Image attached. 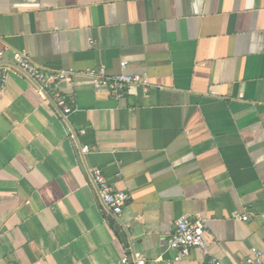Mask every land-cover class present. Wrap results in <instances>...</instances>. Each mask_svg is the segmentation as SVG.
<instances>
[{
	"label": "crops",
	"instance_id": "crops-1",
	"mask_svg": "<svg viewBox=\"0 0 264 264\" xmlns=\"http://www.w3.org/2000/svg\"><path fill=\"white\" fill-rule=\"evenodd\" d=\"M0 49L76 72L61 88L67 122L8 75L0 264H122L133 249L164 264L180 216L202 217L208 253L176 264H243L262 249L264 0H0ZM122 60L147 74V96L132 86L115 98L84 74ZM90 167L129 193L118 217L100 211Z\"/></svg>",
	"mask_w": 264,
	"mask_h": 264
},
{
	"label": "built area",
	"instance_id": "built-area-1",
	"mask_svg": "<svg viewBox=\"0 0 264 264\" xmlns=\"http://www.w3.org/2000/svg\"><path fill=\"white\" fill-rule=\"evenodd\" d=\"M89 43H93L92 40ZM127 62H119L120 71L109 73L104 65H98L90 68L84 74L96 80L101 86L105 87L111 96L119 98L132 86H139L144 95H148L150 88L149 78L146 73L127 72ZM19 72L29 78L35 85V91L39 97L49 103L60 116L61 120L67 122L72 112L70 98L61 91L64 81L70 79L76 74L73 69L68 70H46L34 64L28 54L23 51H14L10 56L6 55L5 50L0 49V101L3 96L8 75L13 72ZM85 134V129L69 130L67 137L71 142H75L79 135ZM82 154L90 151L88 145L80 148ZM88 175L93 185L98 202L99 209L103 214L112 217H118L123 207L130 199L128 192L115 189L106 179L102 170L98 167L88 168ZM241 219L248 220L247 215L241 216ZM207 230L204 228L201 216L188 218L180 216L175 220L174 230L167 240V247L176 252V254L164 261V264H176L178 261L187 258L192 248H198L204 255H207L208 243L205 239ZM251 255L246 257L243 264H262L264 257V245L262 249H251ZM157 264L149 262L145 255L132 250L130 255H124L121 258L122 264ZM206 264H224L215 257H208Z\"/></svg>",
	"mask_w": 264,
	"mask_h": 264
}]
</instances>
